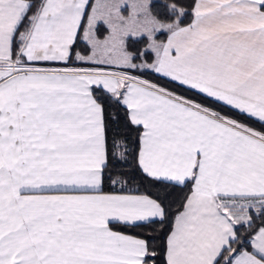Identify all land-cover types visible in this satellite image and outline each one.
<instances>
[{
	"label": "snow or ice",
	"instance_id": "1",
	"mask_svg": "<svg viewBox=\"0 0 264 264\" xmlns=\"http://www.w3.org/2000/svg\"><path fill=\"white\" fill-rule=\"evenodd\" d=\"M0 264H264V0H0Z\"/></svg>",
	"mask_w": 264,
	"mask_h": 264
}]
</instances>
